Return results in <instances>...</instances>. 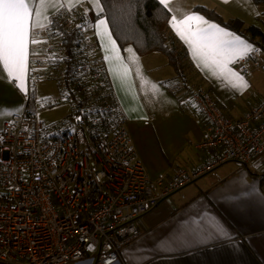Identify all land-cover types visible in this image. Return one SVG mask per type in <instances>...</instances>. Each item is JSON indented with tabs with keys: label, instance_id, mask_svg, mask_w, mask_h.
Returning a JSON list of instances; mask_svg holds the SVG:
<instances>
[{
	"label": "built area",
	"instance_id": "1",
	"mask_svg": "<svg viewBox=\"0 0 264 264\" xmlns=\"http://www.w3.org/2000/svg\"><path fill=\"white\" fill-rule=\"evenodd\" d=\"M72 20L77 47L68 75L76 104L69 117L55 126L37 118L34 86L42 74L32 61L22 110L0 130V264H118L140 236L141 216L227 162L246 167L264 157V98L230 118L203 87L188 84L187 101L204 121L195 146L207 161L151 181L96 59L88 21ZM49 41L45 33L46 57ZM253 49L235 61L245 77L264 72V50Z\"/></svg>",
	"mask_w": 264,
	"mask_h": 264
},
{
	"label": "crops",
	"instance_id": "2",
	"mask_svg": "<svg viewBox=\"0 0 264 264\" xmlns=\"http://www.w3.org/2000/svg\"><path fill=\"white\" fill-rule=\"evenodd\" d=\"M157 1L170 15L168 34L187 52V79L203 87L226 117L241 118L264 98V72L245 77L238 71L235 62L231 63L229 68L247 84V87L233 86L194 57L189 45L170 23L174 16L182 18L185 14L195 13L219 25L194 10L195 7H202L214 11L224 21L237 19L244 28L255 26L264 33V23L260 21V7L264 3L255 4L252 0H169L165 7L160 0ZM35 2L38 3V0ZM59 3L64 6L46 9L47 19L41 20L45 26L32 30L30 38L37 42L28 44L27 68L29 62L38 61L35 51L43 41L50 17L62 10H80L88 21V33L94 43L96 59L108 76L114 99L126 121L125 126L127 123L138 126L144 122L143 127L147 129L137 128L141 134L142 130L146 132L142 137L137 132V138L131 139L126 128L148 178L155 181L159 176L170 177L180 168L194 170L202 167L208 156L195 144L204 127L203 119L185 97L178 96L187 106L185 111H181L176 100L166 95V89L158 84L169 78L174 81V72H166L167 76L163 78L155 77L152 71H157L159 59L154 53L141 57L130 45L119 47L102 16L98 0H71V3L59 0ZM91 15L97 18L90 21ZM101 19L105 20L107 33L114 42V53L107 50L109 45L103 36L104 30L97 29ZM36 31L41 35H35ZM238 36L254 48L249 40ZM174 83L176 88L177 82ZM6 84L14 86L18 100L10 99L5 90ZM19 84L0 63V102L8 109L0 122V130L4 123L22 110L27 73L23 89ZM165 97L172 108L169 112L164 104ZM150 107L154 111L149 110ZM263 174L264 157L246 167L227 162L187 185L138 219L140 236L122 249L118 264H264ZM201 180L204 182L199 185Z\"/></svg>",
	"mask_w": 264,
	"mask_h": 264
},
{
	"label": "trees",
	"instance_id": "3",
	"mask_svg": "<svg viewBox=\"0 0 264 264\" xmlns=\"http://www.w3.org/2000/svg\"><path fill=\"white\" fill-rule=\"evenodd\" d=\"M98 1L102 7V16L118 46L122 48L130 45L141 57L151 53H160L165 56L175 74L174 82H177V93L174 95L185 97L186 100V89L189 84L185 73L189 67L188 56L185 48L168 34L167 26L170 17L168 11L157 0ZM252 1L255 4L264 3V0ZM194 10L264 50V33L259 28L255 26L244 28L243 23L237 19L224 21L214 11L202 7H195ZM89 17L90 21L97 18L94 15ZM72 19H86V16L80 10H62L50 17L46 33L57 43V49L63 55L62 58L56 57L53 64L49 63L47 68L51 71L57 70L58 67L63 69L61 82L74 105L76 104L75 92L70 89L71 81L68 75L77 47V33ZM72 109L73 106H71ZM261 182L264 183V174Z\"/></svg>",
	"mask_w": 264,
	"mask_h": 264
},
{
	"label": "snow or ice",
	"instance_id": "4",
	"mask_svg": "<svg viewBox=\"0 0 264 264\" xmlns=\"http://www.w3.org/2000/svg\"><path fill=\"white\" fill-rule=\"evenodd\" d=\"M160 2L167 7L169 0ZM63 6L59 0H38V3L35 0H0V63L10 76L14 75V79L20 82L19 86L22 89L28 71V44L37 42L30 38L32 30L45 26L41 20L47 19L45 16L47 8ZM170 23L189 45L194 57L206 67L212 68L215 75L232 83L233 86L247 87L243 78L229 68V64L243 59L254 50L243 38L195 13L185 14L182 18L174 16ZM97 29L104 30L103 36L109 45L107 50L114 53L115 45L107 33L105 20H99ZM115 59L119 60L118 57Z\"/></svg>",
	"mask_w": 264,
	"mask_h": 264
},
{
	"label": "rangeland",
	"instance_id": "5",
	"mask_svg": "<svg viewBox=\"0 0 264 264\" xmlns=\"http://www.w3.org/2000/svg\"><path fill=\"white\" fill-rule=\"evenodd\" d=\"M260 21L264 23V4L260 7ZM259 21V22H260ZM49 49L51 51L50 56L46 57V53L44 50V46L40 45L36 49V60L40 61V67H41V74L42 78L41 80L35 84V97H36V105H37V118L43 122L47 126H55L59 124L61 121L69 117L70 112H71V106L73 105L72 101L66 96V92L64 91L63 84L61 82V73L63 72V69L59 68L57 70L51 71L50 69L47 68L49 63L53 64L54 60V55L56 56V53H58L57 49V43L54 40L49 41ZM154 56H157L159 59L158 62V69L157 71H152V75L155 77L163 78L166 75V72H172L171 67L167 64V60L165 56H163L160 53H154ZM170 77V76H168ZM165 79V78H164ZM189 84H194L191 80H188ZM162 85L166 89V95H168L170 98L176 100L178 103L180 110L185 111V106L186 104L184 102H181V99L177 96L174 95V93H177L175 86V83L173 79H165L164 82L158 83ZM5 90L6 93L9 94V97L12 101L18 100L14 86L11 85H5ZM176 91V92H174ZM162 98V96H161ZM164 104L166 106L167 111H171V106L169 102L167 101L166 97L164 100ZM3 102H0V122L3 118H5V115L8 113L7 108L5 106H2ZM187 107V106H186ZM153 108L150 107L149 110H152ZM154 111V110H152ZM144 122H140L139 125L137 126L136 123L132 124L133 125V130H132V125L127 123V129L130 133L131 139H136L137 138V128H144L143 127ZM147 130V129H146ZM149 131V130H148ZM147 131V132H148ZM142 134L143 132H146L145 130L141 131ZM139 133V132H138ZM141 133H139V136H143ZM146 139V138H145ZM141 144V142H140ZM143 148V145H141ZM204 181H200L199 185H201ZM198 184V183H197Z\"/></svg>",
	"mask_w": 264,
	"mask_h": 264
},
{
	"label": "water",
	"instance_id": "6",
	"mask_svg": "<svg viewBox=\"0 0 264 264\" xmlns=\"http://www.w3.org/2000/svg\"><path fill=\"white\" fill-rule=\"evenodd\" d=\"M76 122H77V123L80 122V118H79V117L76 118Z\"/></svg>",
	"mask_w": 264,
	"mask_h": 264
}]
</instances>
